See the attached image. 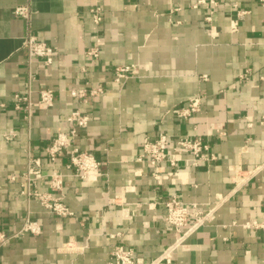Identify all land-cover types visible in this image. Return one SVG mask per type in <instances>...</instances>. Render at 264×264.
I'll return each instance as SVG.
<instances>
[{
	"label": "crops",
	"instance_id": "1",
	"mask_svg": "<svg viewBox=\"0 0 264 264\" xmlns=\"http://www.w3.org/2000/svg\"><path fill=\"white\" fill-rule=\"evenodd\" d=\"M213 1L0 0V230L18 231L27 213L42 229L0 247V264H107L116 243L147 263L175 238L163 201L174 194L204 203L229 193L238 164L260 169L175 250L171 264H264L262 232L242 226L264 214V9L259 0ZM95 5L103 8L98 25L89 12ZM17 6L28 8L29 19L13 15ZM26 34L55 48L49 66L35 61L31 69L33 99L40 87L54 89L57 99L52 107L37 105L30 123L13 108V95L28 89ZM97 43L93 59L86 52ZM129 64L134 76L115 83L114 67ZM97 85L105 91L89 105L69 94ZM197 93L201 110L178 118L175 110ZM73 109L91 115L76 144L102 160L105 174L96 181L72 175L65 157L52 162L43 155L68 129ZM160 132L202 135L217 158L197 169L136 161L143 138ZM28 153L46 172L64 174L59 192L45 179L37 186L62 197L73 215L27 201L19 179L10 180L25 171Z\"/></svg>",
	"mask_w": 264,
	"mask_h": 264
},
{
	"label": "built area",
	"instance_id": "2",
	"mask_svg": "<svg viewBox=\"0 0 264 264\" xmlns=\"http://www.w3.org/2000/svg\"><path fill=\"white\" fill-rule=\"evenodd\" d=\"M203 2L205 0H196V4ZM210 2L214 3L213 0H210ZM259 5L264 9V0H259ZM89 12L92 15L93 22L97 25L100 24L103 14L102 6H92L89 8ZM13 15L29 19L30 11L26 6H17L13 9ZM206 19L210 20V15ZM235 26L236 22H232V27ZM22 46L27 52L28 89L24 93L13 95V108L21 113L22 118L27 123H30L37 105L47 108L52 107L57 99L56 91L48 87H40L37 90V99H33L32 82L35 80V75L31 69V65L35 61L40 62L43 66H49L54 60L55 48L33 34H26L23 37ZM99 51V43H97L95 46L90 47L86 53L89 57L96 59L99 56ZM134 74V64L117 65L113 69V81L122 85ZM248 75L249 69H246L239 75V78L244 80L248 78ZM104 91L105 87L102 85L84 86L70 89L69 94L79 102L89 105L96 101ZM202 97L203 95L200 93L193 95L184 106L175 110V115L178 118H186L199 112ZM90 118V112L87 110H71L65 117L68 129L58 131L52 137L51 142L45 147L43 155L52 162L60 157H65V167L72 170V175L85 181H96L99 176L105 174L101 169L102 160L90 151L81 150L76 144L77 137L88 127ZM262 122L264 123V118ZM14 135L15 133L10 131L5 135V139L8 140ZM140 148V153L135 160L146 163L154 169L162 165L170 168L182 165L183 167L197 169L210 166L217 158L207 139L199 134L170 136L160 132L155 136H145ZM27 158L25 171L10 176L12 181L19 179L20 193L25 196L27 201L37 200L44 209L53 212L55 215L60 217L73 215V212L62 201V197L54 196L51 192L40 191L37 186L39 181L45 179L50 191L59 192L63 188L64 174L60 171L46 172L39 156L28 153ZM259 169L260 167H255L247 170L239 164L236 165L232 190L226 194H217L208 202H184L176 195H171L162 204L166 209L165 222L173 229L175 235L174 241L147 263L137 258L132 248L116 243L110 252L107 264H171L175 250L199 227L211 222L215 218L217 208L230 199L237 190L236 188L254 176ZM151 174L154 178L158 177L156 170H153ZM242 226L261 231L264 239V214L260 219L255 218L244 221ZM41 231L40 223L36 219H32L27 213L23 216L18 231L8 234L0 230V247L7 245L11 240L25 233L39 235Z\"/></svg>",
	"mask_w": 264,
	"mask_h": 264
}]
</instances>
